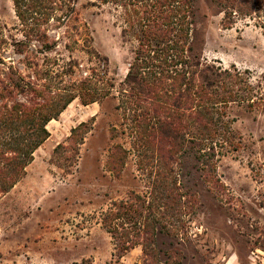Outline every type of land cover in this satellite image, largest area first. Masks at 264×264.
<instances>
[{"label":"rangeland","instance_id":"rangeland-1","mask_svg":"<svg viewBox=\"0 0 264 264\" xmlns=\"http://www.w3.org/2000/svg\"><path fill=\"white\" fill-rule=\"evenodd\" d=\"M74 7V20L66 26L67 11L56 14L43 27L46 37H31L28 50L46 51L39 69L43 74L52 70L58 87L93 76L100 99L88 106L76 99L51 121L50 137L24 176L0 194V264H264V110L231 105L227 113L243 139L241 149L216 152L206 166L198 148L189 146L175 167L174 197L157 199L152 187L160 164L144 144L138 145L117 110L118 88L137 41L123 36L112 5L74 0ZM224 18L216 1L194 0L196 53L208 64L250 71L253 81L264 85V30L259 25L264 18L239 19L232 28L224 26ZM27 31L13 0H0V59L35 80L36 68H26L21 63L25 56L14 50L15 41H28ZM47 45L53 48L49 54ZM108 81L115 89L104 97ZM60 145L65 148L56 151ZM122 151L126 157L119 163ZM115 164L119 175L112 170ZM133 193L147 197L148 207L142 216L122 220L133 240L142 234V244L123 256L103 218L114 202L134 200ZM147 218L157 223L151 245L140 223Z\"/></svg>","mask_w":264,"mask_h":264},{"label":"trees","instance_id":"trees-1","mask_svg":"<svg viewBox=\"0 0 264 264\" xmlns=\"http://www.w3.org/2000/svg\"><path fill=\"white\" fill-rule=\"evenodd\" d=\"M214 1L223 8L226 28L254 15L264 18V0ZM13 2L22 26L29 30L25 32L28 41H15L14 50L25 56L21 63L26 68H36V74L33 80L0 59V65L4 66L0 67V194L12 190L24 176L35 152L50 137L47 127L51 121L57 120L76 99L85 106L100 99V89L94 87L93 76L86 82L58 87L52 70L43 74L39 69L40 56L46 51L30 53L28 50L27 42L31 37H46L43 27L55 20L56 14L67 11L66 26L75 19L74 0ZM102 2L112 5L118 13L123 36L137 41L128 74L118 88L117 110L122 114L124 126L128 125L136 136L138 145L144 144L151 157L157 158L160 170L152 192H158L157 199L168 200L174 197L172 189L178 183L175 167L180 165L189 146L198 148L201 153L198 158L206 166L212 165L216 152L223 154L241 149L243 139L234 131L227 109L237 104L252 111L264 110V85L262 81H253L250 71L241 72L235 66L224 69L202 61L193 46L194 0ZM259 25L264 30V22ZM47 48L48 54L51 53L53 48L48 45ZM104 84L108 86L104 97H108L115 85H109V81ZM83 126L72 131L71 140L77 138ZM61 148L65 146L60 145L56 151ZM122 152L124 157L119 163L126 157V152ZM118 165H113L112 170L119 175ZM131 199L134 200L114 202L103 218L105 228L123 256L142 244V234L137 232V239L133 240L132 232L122 220L142 216L143 209L148 207L145 196L133 193ZM159 207L162 205L158 204ZM149 209H153L151 202ZM140 223L148 234L149 245L154 244L157 223L149 218Z\"/></svg>","mask_w":264,"mask_h":264}]
</instances>
